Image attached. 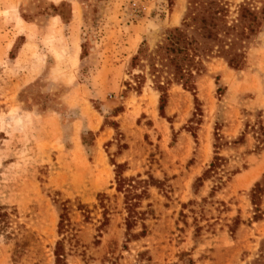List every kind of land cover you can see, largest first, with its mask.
Listing matches in <instances>:
<instances>
[{"label": "rangeland", "instance_id": "1", "mask_svg": "<svg viewBox=\"0 0 264 264\" xmlns=\"http://www.w3.org/2000/svg\"><path fill=\"white\" fill-rule=\"evenodd\" d=\"M171 1L0 0V264H57V246L59 264H257L264 24L241 69L210 58L160 112L132 59L181 24L187 0ZM226 1L233 18L245 0ZM118 164L154 180L132 217Z\"/></svg>", "mask_w": 264, "mask_h": 264}, {"label": "trees", "instance_id": "2", "mask_svg": "<svg viewBox=\"0 0 264 264\" xmlns=\"http://www.w3.org/2000/svg\"><path fill=\"white\" fill-rule=\"evenodd\" d=\"M168 6L173 2L168 0ZM257 5L256 0H245L236 9V16L230 17V8L226 0H187L186 12L181 24L167 30L162 40L152 51H139L132 63L148 68L156 90L160 93L159 111L164 107L166 88L171 83L180 84L184 89L195 90V76L204 70V63L210 58H222L233 69H241L245 64V54L250 40L261 30L264 24V1ZM65 3H61L64 5ZM195 100H197L195 98ZM216 148V145H215ZM222 158L215 152L203 177L209 178L219 166ZM124 165H115L117 189L125 191L129 212L135 207L139 194H132L136 184L152 183L149 180H134L124 177ZM131 213V212H130ZM132 217V213L131 216ZM64 217L61 216L62 226ZM130 225L129 219L127 226ZM56 263L62 255L55 250ZM264 258V242L259 257L253 263H260Z\"/></svg>", "mask_w": 264, "mask_h": 264}]
</instances>
